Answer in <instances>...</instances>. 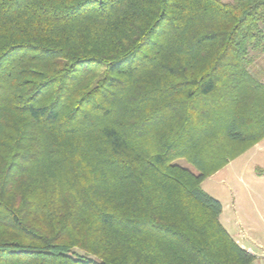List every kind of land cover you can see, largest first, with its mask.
I'll return each instance as SVG.
<instances>
[{
	"label": "trees",
	"instance_id": "16d2710c",
	"mask_svg": "<svg viewBox=\"0 0 264 264\" xmlns=\"http://www.w3.org/2000/svg\"><path fill=\"white\" fill-rule=\"evenodd\" d=\"M263 54L264 0H0V264H252L201 182Z\"/></svg>",
	"mask_w": 264,
	"mask_h": 264
},
{
	"label": "rangeland",
	"instance_id": "374dc122",
	"mask_svg": "<svg viewBox=\"0 0 264 264\" xmlns=\"http://www.w3.org/2000/svg\"><path fill=\"white\" fill-rule=\"evenodd\" d=\"M249 71L264 83V54ZM175 162L195 173L183 159ZM260 170H264V139L201 182V188L222 205L223 227L255 256L252 264H264V172Z\"/></svg>",
	"mask_w": 264,
	"mask_h": 264
},
{
	"label": "crops",
	"instance_id": "0c3cea01",
	"mask_svg": "<svg viewBox=\"0 0 264 264\" xmlns=\"http://www.w3.org/2000/svg\"><path fill=\"white\" fill-rule=\"evenodd\" d=\"M229 233V232H228ZM230 234V233H229ZM231 235V234H230ZM232 236V235H231ZM233 237V236H232ZM237 241V240H236ZM242 247H244L243 245H241Z\"/></svg>",
	"mask_w": 264,
	"mask_h": 264
}]
</instances>
